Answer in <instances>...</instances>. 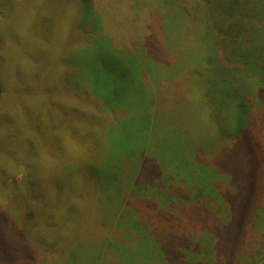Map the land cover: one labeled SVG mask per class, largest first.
Here are the masks:
<instances>
[{"label":"rangeland","instance_id":"rangeland-1","mask_svg":"<svg viewBox=\"0 0 264 264\" xmlns=\"http://www.w3.org/2000/svg\"><path fill=\"white\" fill-rule=\"evenodd\" d=\"M62 2L61 6L67 1ZM90 2L98 28L107 36L103 43L96 32L77 40V33L67 30L73 13L82 8V0L63 19L56 18L53 30L51 2L0 0V85L4 91L0 110V264H131L143 257L142 246L152 250L144 261L148 264H264V175L262 200L246 226L244 248L235 253L223 250L226 246L215 230L219 219L226 221L235 208L221 195L231 183L220 164L230 159L226 149L233 145L218 138L214 117H207L216 112V105L204 97L210 87L209 81L205 83L207 77L190 92L195 77L190 72L198 70L208 56L219 69L237 70L239 78L258 77L243 71L245 57L237 51L246 43L219 36L215 26L233 14L247 28L255 23L260 37L255 32L248 39L251 43L246 41L254 55L262 54L264 33L259 30L263 27L252 17H264V0ZM253 4L256 13L250 7ZM154 33L158 34L156 42L148 43ZM114 55L127 62L135 58L141 80L127 63L117 65ZM106 73L116 78L120 89L129 91L133 101L130 117L135 116L134 111L151 119L162 114L157 119L164 123L145 140L150 143L151 159L147 158L152 162L148 173L139 170V158H131L119 184L116 179L111 185V196L101 192L102 185L95 191L82 186L90 182V171L99 176L106 171L101 161L110 142L121 153L142 147L141 136L136 134L142 123L134 120L131 124L126 118L125 124H119L118 139L111 140L114 125L109 126V118L102 128L107 132L102 145L89 147L74 145L59 121L52 124V88L64 90L61 99L68 104L67 89L90 93ZM64 81L68 82L66 88ZM141 88L145 99H139L137 105L134 100ZM259 92L252 88L255 117L264 116V94L259 97ZM70 101L69 106L62 104L65 111L74 104ZM144 103L151 105L147 112ZM98 109H102L99 101L85 108L90 115H96ZM90 115L87 123L80 124L83 135L100 131ZM258 121L263 125L255 121L249 126L264 152V118ZM206 141L214 148L204 158L197 157L193 144ZM159 150L166 163H160ZM110 152L116 160V152ZM111 173L116 174V169ZM91 191L101 199L108 198L104 203L97 198L91 205ZM192 212L197 216H191ZM205 221L210 231L203 229ZM158 249L164 253H157Z\"/></svg>","mask_w":264,"mask_h":264},{"label":"trees","instance_id":"trees-1","mask_svg":"<svg viewBox=\"0 0 264 264\" xmlns=\"http://www.w3.org/2000/svg\"><path fill=\"white\" fill-rule=\"evenodd\" d=\"M44 1V0H43ZM49 3H52V30L53 25H55L54 22H56V18H64V14L66 11L73 9L72 6H76L75 3L78 4L79 0H66V4L62 5V0H47ZM64 1V0H63ZM257 1V0H256ZM46 2V1H45ZM261 3V0H260ZM82 8L79 9V13L77 14L76 11L73 13V16L70 20V22L67 24L69 33L76 32L78 35L77 40L84 36V34H88L90 31L96 32L98 34V38L102 41V43L107 39L104 34L101 33L99 30V21L96 18L95 10L93 7V4L90 2V0H82ZM78 7V5H77ZM252 11L255 13L257 12V5H252ZM49 8L50 5H49ZM61 8V9H60ZM43 10H36V13L42 12ZM254 14L252 18L260 21L262 31L264 33V17L261 19H258V16ZM57 16V17H56ZM237 15H232L227 17V21L221 24L220 26L216 27V32L221 37H226L228 40L235 39L237 41H240L242 43H246L244 47L237 51V54L241 57H245V62H243L245 68L243 71H249L251 74H253L256 79L254 78H248V76H244V78H239L237 75H235L238 71L233 70L231 68L224 67L223 70L217 68V64L215 61L211 58V56L206 57V59L203 61V63L198 65V70H194L191 73H195V77L191 79L192 87L190 92L195 87L200 86V79L202 77H207V80L209 81L210 87H207V93L204 95L205 100L209 101V104L216 105V112L210 113L207 117H214L215 120V129L216 132H219L218 138L219 139H225L229 140L231 145V148L226 149L228 151V157L230 159L224 163L220 164V170L222 174L226 175L228 174V178L230 180V189H226L221 193L222 197L227 200L229 206L231 208H235L234 211L229 212L230 216L227 218V220L219 219V223L217 224V229L215 232L218 236H220L223 239V243L226 247L223 248V250H229L235 252L241 251L245 246V237L243 236L246 233L247 230V224L250 223L249 220L254 217V210L258 206V200H262L260 185L261 180L263 177V170H264V152L263 149L259 143V140L257 137L252 134V129L250 128L249 124L254 123L257 121L259 125H263L262 121H258L260 118H264L262 114H259L257 117H255V112L253 109L257 106L254 105L253 98L251 99V91L253 87H256L259 92V97H263V89H264V52L261 54H255L251 51V46L247 45L248 39L253 36V34L256 32L258 34V38L260 37V32L256 30L255 23L247 28L245 25H242L241 23L238 24L240 21L236 18ZM241 19L243 15H238ZM87 19V21L84 22V20ZM250 19V18H247ZM96 20L98 22V25H96ZM95 21V23H94ZM94 24H93V23ZM229 22V23H228ZM168 23V22H167ZM249 23V22H248ZM169 27L172 29V26L168 24ZM66 26V28H67ZM70 26V28H69ZM66 30V31H67ZM158 34L154 33L150 39H147V42L155 41L157 39ZM76 40V41H77ZM248 40V41H246ZM251 43V41H249ZM154 45V44H153ZM109 52V51H108ZM111 54V52H109ZM261 54V57L259 55ZM254 55V56H253ZM116 59L117 65H123L126 64L128 67L135 71L139 81L141 80L143 74H139L137 66H136V59L133 58V60H130V62H127L123 57L121 56H113ZM259 57V58H258ZM205 73L203 72V68ZM107 68V67H106ZM113 69V67H111ZM108 70V68H107ZM115 70V69H113ZM112 70V71H113ZM112 74L106 73L102 75L103 82L95 88V90L90 91V93L87 94H81L78 89L70 90L67 89L65 91V94L68 95L67 98L68 104H66L62 99L61 96L62 92L64 91H58L54 88H52V124H54L56 121L60 122L59 127L63 129L65 134H68V136L71 138L74 145L79 146H85L87 145H95V144H101L103 142L102 137L106 136V131H102L103 127H107L106 125L109 123L108 120L110 118L109 126H112L110 129L113 131L109 132V137L112 140V138L118 137V129L121 130L120 123L125 124V120L127 118L128 123H134V120H137V122H141L142 125L140 128H137V137H140L142 140L140 143H142V147H138L136 149H127L125 153H121L120 149L114 150L112 143L108 145L107 154L104 156V159L101 161L103 165L106 167V171L101 173L103 175H98L94 171H90V173L87 175V178L89 179L86 182V184L82 187V189H89L94 190L95 188H98V185H102L101 192H108L109 196H111V190L113 186L111 185L116 183L119 184L120 175L123 173L124 165L127 161H130L131 158L136 157L139 159H136L137 162L140 163L138 166L139 170L144 175L147 172L148 165L150 166L149 162L151 157L149 156V147L150 143H147V137L148 134L151 133L153 130L156 131L159 127V123H161L160 126H162L164 123L160 122L157 118L161 117L162 114H155L154 117L156 119H151L146 115L138 116L136 113L137 111H134L135 116L130 117L128 115V112H132L133 110L130 108L129 104L133 103L129 97V91H126L124 88L120 89V86L118 85V82L116 78L112 77ZM110 78V79H109ZM206 78H204L205 80ZM212 80V81H211ZM211 81V82H210ZM223 81V82H221ZM65 85V88L67 87L66 81L63 82ZM251 83H255L256 85ZM90 88V86H89ZM137 95L135 96L134 102L137 100V104L139 99H145L143 94V89L141 88ZM132 93V92H131ZM262 93V94H261ZM128 94V95H127ZM65 95V96H66ZM4 97V91L3 88L0 85V110H1V103ZM264 98V97H263ZM73 101L76 105H71L70 109L64 110L62 104L70 105L71 101ZM99 101L102 104V109H98V113L96 115H90L85 108L88 104H94V102ZM145 101V100H144ZM144 105H146L144 103ZM142 105V107L144 106ZM151 105H146V112L149 110ZM78 108H81L82 110H78ZM130 108V110L128 109ZM98 114L101 115V117L98 116ZM90 115V120L92 124L96 126V130H100L98 134L91 132L83 135V129L81 128V123L88 122ZM202 115L204 117V120H206V115L202 112ZM114 117V119H113ZM225 117V119H223ZM113 120V121H112ZM255 120L254 122H252ZM98 124V126H97ZM204 132L205 129H203ZM157 134V133H156ZM108 135V134H107ZM206 137V134H205ZM145 138V139H144ZM118 139V138H116ZM110 140V141H111ZM147 142H146V141ZM139 141V140H138ZM202 141V140H201ZM95 142V143H93ZM195 142V140H193ZM117 143V142H116ZM164 148V146H161ZM192 148L194 153H197V157L204 158L206 154L209 153L210 149L213 147L211 142H199L196 144H193ZM214 148V147H213ZM212 148V149H213ZM80 151V150H78ZM111 151V152H110ZM163 150H159L158 155H160L159 161H164L161 158V153ZM112 152H116L114 155L117 156V159H113L110 155ZM119 152L120 154H117ZM147 155L150 159L147 158ZM155 158V157H154ZM153 158L152 161H155ZM200 160V159H199ZM198 160V162H199ZM165 162V161H164ZM138 163V164H139ZM152 163V162H151ZM166 163V162H165ZM143 165V167H142ZM195 166V165H194ZM112 168L116 169V174H112L111 170ZM195 168L200 169V166H195ZM212 173H214V169L210 170ZM88 172V171H87ZM86 172V173H87ZM102 177V178H101ZM101 178V180H100ZM114 189V188H113ZM89 193L92 194V197L89 201V204L92 205V202L99 198V196L92 192ZM88 195V196H89ZM108 198H99L102 203L106 201ZM87 200V199H86ZM85 200V201H86ZM101 203V204H102ZM100 204V206H101ZM231 204V205H230ZM90 205V206H91ZM91 208V207H90ZM218 212H223V209H221V206H217ZM262 211H264L262 209ZM217 212V213H218ZM163 216V214H161ZM191 216H197L192 212ZM194 217L191 219L193 222ZM258 219V218H256ZM195 220V219H194ZM108 222V221H107ZM106 222H104L103 226ZM109 223V222H108ZM107 224V223H106ZM257 225V223H255ZM106 226V225H105ZM205 230L210 231L211 227L208 226V224L204 223ZM172 242V238L168 240V243ZM162 249L164 252H166V249H164V246H162ZM143 250V251H142ZM159 250V251H158ZM157 253H160L161 255L164 253L162 250L158 249ZM141 253L143 254V257L131 261V264H148L144 261L149 259V253L152 252V250L147 249L146 247L140 249ZM138 250V252H140ZM125 254H128V251L124 252ZM220 253V252H219ZM154 254V253H153ZM234 256V255H233ZM130 264V263H126Z\"/></svg>","mask_w":264,"mask_h":264}]
</instances>
